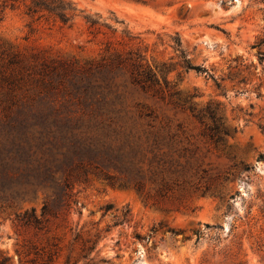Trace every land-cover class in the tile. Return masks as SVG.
Here are the masks:
<instances>
[{"label":"rangeland","instance_id":"1","mask_svg":"<svg viewBox=\"0 0 264 264\" xmlns=\"http://www.w3.org/2000/svg\"><path fill=\"white\" fill-rule=\"evenodd\" d=\"M70 1L84 11L72 28L31 18L24 5L3 13L0 76L13 54L38 68L45 61L63 64L59 71L66 81L116 53L140 49L159 85L145 91L131 83L127 69L108 73L114 106L107 111L136 133L148 129L143 113L158 116L157 128L178 134L183 144L177 148L194 152L186 173L199 190L159 201L90 176L75 187L78 206L69 215L47 217L42 231L17 220L32 208L41 215L46 194L39 192L0 209V255L20 264L17 249L34 246L38 264H264V161L259 160L264 154V64L258 58L264 47L253 48L264 39V0ZM85 15L113 24L117 35H92ZM113 17L120 23L114 24ZM124 30L136 40L128 42ZM186 61L204 66L221 88L205 74L187 70ZM36 80L17 95L34 93ZM63 89L53 90L56 106L70 100ZM212 101L222 104L231 133L218 146L202 136L204 127L190 112ZM220 191L223 201L216 194ZM78 235L99 238L96 250L84 254L82 240L74 244Z\"/></svg>","mask_w":264,"mask_h":264},{"label":"trees","instance_id":"2","mask_svg":"<svg viewBox=\"0 0 264 264\" xmlns=\"http://www.w3.org/2000/svg\"><path fill=\"white\" fill-rule=\"evenodd\" d=\"M21 5L31 18L53 19L69 28L84 13L70 0H0V20L8 8L15 10ZM83 18L92 35L116 36L118 33L113 24L102 23L100 16ZM111 20L114 24L120 23L116 17ZM122 34L128 42L136 40L128 31ZM263 47L264 39L253 46L260 51ZM258 58L264 64V54L259 53ZM62 66L46 61L40 68L29 66L18 54H13L3 67L0 92L1 89L7 92L0 93V209L36 198L39 192L45 193L40 216L35 208L17 215L21 226L42 231L49 217L69 215L78 206L75 187L88 182L90 176L109 187L131 188L159 201L170 200L177 193L199 190L186 173L194 152L187 147L177 148L183 144L181 137L157 128L158 116L143 113L141 119L147 120L148 129L136 133L133 128L127 131L123 119L107 111L114 106L109 100L108 73L127 69L131 83L145 91L159 85L157 72L140 49L130 50L126 56L116 53L108 62L91 64L87 70L71 74L66 81H61ZM185 67L212 78L217 88H221L219 80L204 66L186 61ZM35 77L34 93L18 96L24 84ZM57 85H63L64 96L70 98L65 105H55L53 90ZM74 106L83 108L82 113L72 111L70 108ZM190 112L204 127L203 137L216 146L226 143L231 133L225 125L221 103L209 102L201 110L190 107ZM259 160L264 161V154ZM249 169L244 166L245 171ZM208 192V188L203 191ZM216 194L222 201L225 199L222 191ZM98 239L84 240L78 235L74 244L82 240V252L89 255L96 250ZM16 252L20 264L24 260L38 264L41 258L34 246H22ZM13 259L3 253L0 264H13Z\"/></svg>","mask_w":264,"mask_h":264}]
</instances>
